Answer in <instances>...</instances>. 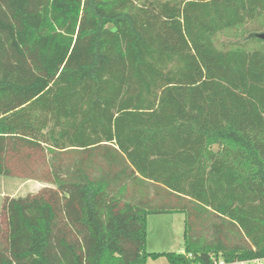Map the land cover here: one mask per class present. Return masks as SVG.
I'll list each match as a JSON object with an SVG mask.
<instances>
[{
	"label": "trees",
	"instance_id": "1",
	"mask_svg": "<svg viewBox=\"0 0 264 264\" xmlns=\"http://www.w3.org/2000/svg\"><path fill=\"white\" fill-rule=\"evenodd\" d=\"M260 34L264 0H0V176L47 185L6 198L0 264L264 260ZM177 214L184 253H148Z\"/></svg>",
	"mask_w": 264,
	"mask_h": 264
},
{
	"label": "rangeland",
	"instance_id": "2",
	"mask_svg": "<svg viewBox=\"0 0 264 264\" xmlns=\"http://www.w3.org/2000/svg\"><path fill=\"white\" fill-rule=\"evenodd\" d=\"M243 31H229L218 36V46L228 42H240L245 44L248 49H255L257 42L250 40L247 35L241 37ZM218 147H214L218 151ZM47 185L38 181H24L17 178L0 176V218L3 211V206L6 198L25 197L30 194H37ZM154 187L149 190L150 199L156 200ZM158 202V201H157ZM186 216L177 214L171 217L161 216L152 217L148 221L147 233V252L148 253H181L185 251V229ZM204 228L203 226L201 227ZM201 228H196V233L201 231ZM147 264H170L165 257H160L156 260L148 259Z\"/></svg>",
	"mask_w": 264,
	"mask_h": 264
},
{
	"label": "built area",
	"instance_id": "3",
	"mask_svg": "<svg viewBox=\"0 0 264 264\" xmlns=\"http://www.w3.org/2000/svg\"><path fill=\"white\" fill-rule=\"evenodd\" d=\"M215 264H226L223 261L215 262ZM240 264H262V260H256V261H251V262H243Z\"/></svg>",
	"mask_w": 264,
	"mask_h": 264
},
{
	"label": "crops",
	"instance_id": "4",
	"mask_svg": "<svg viewBox=\"0 0 264 264\" xmlns=\"http://www.w3.org/2000/svg\"><path fill=\"white\" fill-rule=\"evenodd\" d=\"M161 216H168V217H171V216H174V215H158V216H149L148 220L152 217H161ZM149 222V221H148ZM181 253H184V251H182ZM262 264H264V260H262Z\"/></svg>",
	"mask_w": 264,
	"mask_h": 264
},
{
	"label": "water",
	"instance_id": "5",
	"mask_svg": "<svg viewBox=\"0 0 264 264\" xmlns=\"http://www.w3.org/2000/svg\"><path fill=\"white\" fill-rule=\"evenodd\" d=\"M259 38H261L262 40H264V34H260Z\"/></svg>",
	"mask_w": 264,
	"mask_h": 264
}]
</instances>
